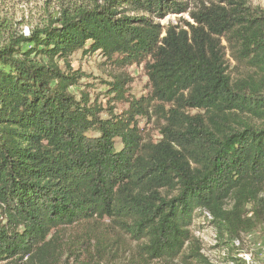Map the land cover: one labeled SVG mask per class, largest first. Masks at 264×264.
<instances>
[{
  "label": "trees",
  "instance_id": "16d2710c",
  "mask_svg": "<svg viewBox=\"0 0 264 264\" xmlns=\"http://www.w3.org/2000/svg\"><path fill=\"white\" fill-rule=\"evenodd\" d=\"M170 13L192 21L160 24ZM78 51L142 65L148 92L115 75L106 93L126 106L102 107L71 65ZM152 119L157 140L140 123ZM202 212L232 239L264 219V9L93 0L7 33L0 263L215 264L192 230Z\"/></svg>",
  "mask_w": 264,
  "mask_h": 264
},
{
  "label": "rangeland",
  "instance_id": "374dc122",
  "mask_svg": "<svg viewBox=\"0 0 264 264\" xmlns=\"http://www.w3.org/2000/svg\"><path fill=\"white\" fill-rule=\"evenodd\" d=\"M93 0H0V42L9 32H26L35 26H43L50 17L57 15L61 8L73 9L92 3ZM189 10L196 11L201 5L210 6L218 4L226 6V0H187ZM241 1L250 7L264 9V0H235ZM188 13H170L159 20L160 24L167 26H183L185 22H191ZM5 29L6 31H2ZM229 72L238 75L245 67L237 66L230 59ZM71 65L80 68L86 75L81 81H86L85 92L91 98H96L102 107H113L115 111L125 108L126 104L113 101L106 93V86L113 76L120 75L126 78L128 92L132 96L144 95L148 92V82L142 65L131 64L124 67H112L105 60L95 54H83L75 52L71 56ZM87 86V87H86ZM80 88V87H79ZM76 87L70 91L76 92ZM145 126L146 135L157 140L158 128L154 120L150 122L140 121ZM211 216L207 212L198 214L193 219L192 230L200 242L201 252L215 264H235L229 257L242 258L246 264H264V219L254 229L241 232L235 239L217 235L210 223ZM6 264V263H0Z\"/></svg>",
  "mask_w": 264,
  "mask_h": 264
},
{
  "label": "built area",
  "instance_id": "2783aa9c",
  "mask_svg": "<svg viewBox=\"0 0 264 264\" xmlns=\"http://www.w3.org/2000/svg\"><path fill=\"white\" fill-rule=\"evenodd\" d=\"M25 32V31H24ZM26 33V32H25Z\"/></svg>",
  "mask_w": 264,
  "mask_h": 264
}]
</instances>
